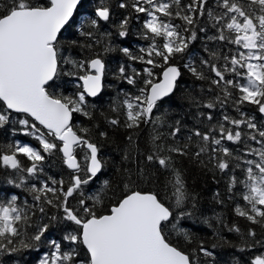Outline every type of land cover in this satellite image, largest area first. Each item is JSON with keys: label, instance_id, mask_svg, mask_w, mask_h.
Segmentation results:
<instances>
[{"label": "snow or ice", "instance_id": "6c2138e0", "mask_svg": "<svg viewBox=\"0 0 264 264\" xmlns=\"http://www.w3.org/2000/svg\"><path fill=\"white\" fill-rule=\"evenodd\" d=\"M0 264H264V0H0Z\"/></svg>", "mask_w": 264, "mask_h": 264}, {"label": "trees", "instance_id": "16d2710c", "mask_svg": "<svg viewBox=\"0 0 264 264\" xmlns=\"http://www.w3.org/2000/svg\"><path fill=\"white\" fill-rule=\"evenodd\" d=\"M130 39H132V40L134 41V40H135V37H131ZM22 139H23L25 142H30V138L22 137Z\"/></svg>", "mask_w": 264, "mask_h": 264}]
</instances>
